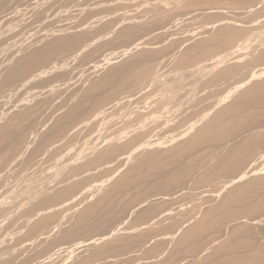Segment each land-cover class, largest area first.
Masks as SVG:
<instances>
[{
	"label": "rangeland",
	"instance_id": "obj_1",
	"mask_svg": "<svg viewBox=\"0 0 264 264\" xmlns=\"http://www.w3.org/2000/svg\"><path fill=\"white\" fill-rule=\"evenodd\" d=\"M30 1L0 0V68L38 66L0 69V264H264V0Z\"/></svg>",
	"mask_w": 264,
	"mask_h": 264
},
{
	"label": "bare ground",
	"instance_id": "obj_2",
	"mask_svg": "<svg viewBox=\"0 0 264 264\" xmlns=\"http://www.w3.org/2000/svg\"><path fill=\"white\" fill-rule=\"evenodd\" d=\"M27 1H28V0H27ZM35 1H36V0H32V2L30 1L31 3H29V4H31V5H33L34 3L36 4L37 1H36V2H35ZM43 1H44V0H41V2H43ZM204 1H206V2H204ZM204 1H202V2H204V3L207 4V6H208V0H204ZM210 1H211V0H210ZM215 1H216V0H215ZM215 1L213 0L212 2H210V4H212V3L214 2V3H213L214 5H213V4H212V5L209 4L208 7L205 6V7L200 8V9H199V10H200V14L203 13V15H204L205 13H209V11H210L211 9H214V8H216V10H217V9H218V5H217V7H216L215 5L217 4V1L220 3L221 0H220V1L217 0L216 3H215ZM225 1H227V0H225ZM229 1H230V0H229ZM1 2H2V0H1ZM1 2H0V3H1ZM4 2H5V1H4ZM4 2H2V3H4ZM8 2H9V0H8ZM41 2H40V3H41ZM223 2H224V1H223ZM223 2H221V4H222ZM37 3H39V1H38ZM198 3H199V0H198L197 4H198ZM204 3H203V4H204ZM219 3H218V4H219ZM226 3H227V2H226ZM199 4H201V3H199ZM223 4H224V3H223ZM223 4H222V5H223ZM4 5H5V4H4ZM4 5L2 6L4 9L8 7L7 4L5 5V6H7V7H4ZM224 5H226V4H224ZM200 6H204V5L201 4ZM219 6H220V4H219ZM0 7H1V6H0ZM9 7H11V6H9ZM3 8H2V9H3ZM11 8H12V7H11ZM2 9H1V11H2ZM9 10H11V9H9ZM208 10H209V11H208ZM1 11H0V13H1ZM12 11H13V10H12ZM206 11H208V12H206ZM211 11H213V10H211ZM3 12H4V11H3ZM201 12H202V13H201ZM7 13H8V12H7ZM10 13H11V12H10ZM76 13H77V12H76ZM83 13H84V12H83ZM83 13H82V14H83ZM5 14H6V12H5ZM73 14H74V13H73ZM82 14L77 13V15H79L78 17H80V15H81V17H82ZM38 15H39V14H38ZM38 15H37V16H38ZM74 15H75V14H74ZM77 15H76V16H77ZM85 15H86V14H85ZM85 15H84V16H85ZM130 16H131V15H130ZM204 16H205V15H204ZM39 17H40V16H39ZM39 17H36V18H39ZM78 17H77V18H78ZM87 17H88V13H87ZM140 17H141V16H140ZM146 17H147V16H146ZM2 18H3V17H2ZM2 18L0 17V20H1ZM8 18H9V17H8ZM8 18H7V19H8ZM40 18H43V17H40ZM75 18H76V17H75ZM85 18H86V17H85ZM128 18H129V17H128ZM130 18H131V17H130ZM4 19H6V17L3 18V20H2L3 22H4ZM73 19H74V18H73ZM79 19H82V18H78V20H79ZM86 19H88V18H86ZM86 19H84V21H83V19H82L83 24H84L85 22H87ZM136 19H137V18H136ZM141 19H142V18H141ZM8 20H9V19H8ZM75 20H77V19H75ZM78 20H77L76 22H78ZM132 20H133V19H130V21H132ZM9 21H10V20H9ZM88 21H89V20H88ZM134 21H135V20H134ZM134 21H133V22H134ZM137 21H138V20H137ZM76 22H75V23H76ZM79 22H81V20H79ZM82 22H81V25H82ZM133 22H130L129 25L134 24ZM1 23H2V22H1ZM7 23H8V22H7ZM50 23H51V21H50ZM54 23H55V22H54ZM58 23H59V22H58ZM61 23H62V22H61ZM128 23H129V22H128ZM4 24H5V23H4ZM78 24H79V23H78ZM86 24H87V23H86ZM86 24H85V25H86ZM0 25H1V24H0ZM52 25H54V24H51L50 27H51ZM63 25H64V24H63ZM76 25H77V24H76ZM224 25H225V26H224ZM224 25H223V23H222L221 33H222L223 31H225V30L227 29V27H228V26L226 27V25H228V24H225V23H224ZM67 26H68V25H67ZM86 26H87V25H86ZM131 26H132V25H131ZM223 26H224V27H223ZM3 27H4V26H3ZM58 27H59V26H58ZM64 27H66V26L64 25V26H63V29H64ZM129 27H130V26H129ZM46 28H47V27L45 26V28H42V29L48 31L49 25H48V28H47V29H46ZM53 28H55V26H53L51 29H53ZM219 28H220V27H218L217 32H220V29H219ZM51 29H50V31H51ZM61 29H62V27H61ZM65 29H67V28H65ZM4 30H5V29H4ZM10 30H12V29H10ZM43 30H41V31L43 32ZM55 30L57 31L58 29L55 28ZM55 30H54V31H55ZM68 30H69V29H68ZM50 31H48V34H47V33H46V34H45V33L43 34V33L40 32L41 34H39V35H42L41 37H42V38L44 37V40H45V39L48 37L47 35H49V34L51 35ZM60 31H61V30H60ZM62 31H63V30H62ZM5 32H6V31H5ZM7 32H9V31H7ZM44 32H46V31H44ZM51 32H53V31H51ZM95 32H98V31H95ZM57 33H58V32H57ZM93 33H94V32H93ZM97 34H98V33H97ZM97 34L95 33L94 35L97 36ZM113 34H114V33H113ZM216 34H220V33H216ZM50 35H49V37H50ZM90 35H91V34H90ZM94 35H93V36H94ZM100 35H101V34H100ZM46 36H47V37H46ZM58 36H59V35H58ZM96 36H94V38H95ZM98 36H99V35H98ZM37 37L39 38V36H37ZM37 37H36V39H37ZM41 37H40V38H41ZM51 37H53V36H51ZM87 37H88V36H87ZM91 37H92V36H91ZM257 37H258V36H257ZM42 38H41L40 40H38V42H37V46L40 45V44H39L40 41H41V43H42ZM56 38H57V37H56ZM82 38H83V37L81 36V37L76 38V39L74 40L76 46L79 44V45H78L79 48L81 47V46H80V41L82 40V41L86 42L85 40H87V39H84V40H83ZM94 38H93V39H94ZM96 39H97V37H96ZM34 40H35V38H34ZM32 41H33V40H32ZM82 41H81V42H82ZM242 41H243V39H242ZM255 41H256V40H255ZM33 42H34V41H33ZM84 42H83V43H84ZM217 42H218L219 45H218V47H216V48H219V47H220V43H219V42H221V41L218 40ZM30 43H32V42H30ZM43 43H44V41H43ZM43 43L41 44V46L44 45ZM83 43H81V45H82ZM240 43H241V42H240ZM245 43H246V41H245ZM255 43H256V42H255ZM35 44H36V43H35ZM216 44H217V43H216ZM221 44H222V43H221ZM241 44H242V43H241ZM243 44H244V42H243ZM31 45H32V44H31ZM33 45H34V44H33ZM236 45H237V43L234 45V46H235V47H233L234 49H233V48H229V49H233V50H231V51H228V50H227V52L229 53V55H228V54H224V56H226V55H227V56H230V54H233L234 52H235V54L239 53V52H237V50H239V46H238V45L236 46ZM260 45H261V44H260ZM25 46H28V47L30 48V45H28V43H27ZM25 46L23 45V47H25ZM35 46H36V45H35ZM35 46H32V47H34V50H33V48H32V49L30 48V49H31V52L29 51L30 49H28V47H25V49L27 48L26 50L23 48V49L25 50V52H27V50L29 51V53L27 52L28 54L26 53V55H25V52L23 53L24 50H22V52H20L21 50H20V51L18 50V52H20L21 54L23 53V55H24L23 57H22V55H21V56L19 55L20 57H19V56L16 57V56L18 55L17 53H16V55H15V54H14V55H15V57H16L17 59L22 57V58L20 59V60H22V59L25 58V57L32 56V54H39L40 51L42 50V47H43V46H42V47L40 46L39 48H36L37 46H36V47H35ZM82 46H83V45H82ZM241 46H242V45H241ZM241 46H240V49H245V47H244V48H241ZM247 46H248V45H247ZM247 46H246V47H247ZM71 47H72V46H71ZM83 47H85V46H83ZM83 47H82L81 49H79V50H82ZM231 47H232V46H231ZM251 47H252V48L254 47V49H256V51L259 52V50H258L255 46H252V45H251ZM251 47H250V48H251ZM77 48H78V47H77ZM86 48H87V47H86ZM72 49H73V48H72ZM72 49H71L70 51H72ZM74 49H75V48H74ZM254 49H253V50H254ZM68 50H69V49H67V51H68ZM87 50H88V49H87ZM251 50H252V49H251ZM84 51H85V50H84ZM84 51H83V52H84ZM240 51H241V50H240ZM243 51H244V50H243ZM254 51H255V50H254ZM222 52L224 53V52H226V50H225V51L222 50ZM69 53H70V52H69ZM85 53H86V52H84L83 55H84ZM185 53H186V52H185ZM216 53H217V52H216ZM218 53L220 54L221 51L218 52ZM255 53H256V52H255ZM261 53H262V52L260 51V54H261ZM70 54H71V53H70ZM89 54H90V53H89ZM221 54H222V53H221ZM235 54H234V56H235ZM217 55H218V54H217ZM222 55H223V54H222ZM261 55L264 56V53H262ZM86 56H88V55H86ZM224 56H223V57H224ZM234 56H233V58H235ZM15 57L12 58V59L15 60ZM64 57H65V56H64ZM97 57H99V55H98ZM236 57H237V56H236ZM5 59H6V58H5ZM212 59H213V57H212ZM217 59H218V58H217ZM18 60H19V59H18ZM20 60H19V61H20ZM213 60H214V59H213ZM10 61H11V60H10ZM10 61L8 60V61H6V62L9 63ZM15 61H16V60H15ZM19 61H18V62H19ZM60 61H61V60H60ZM210 61H211V60H210ZM220 61H221V60H220ZM6 62H5V66H6V64H7V65H9V67H10L11 64H8V63H6ZM11 62H12V61H11ZM11 62H10V63H11ZM80 62H82V61H80ZM213 62H215L214 65L216 66V64H217L216 62H217V61L215 60V61H213ZM60 63H61V62H60ZM66 63H67V62H66ZM83 63H84V62H82V64H83ZM211 63H212V62H211ZM211 63H209V64L211 65ZM1 64L3 65V63H1ZM85 64H86V63H85ZM87 64H88V63H87ZM87 64H86V66H87ZM207 64H208V63H207ZM2 65H1V66H2ZM12 65H13V64H12ZM64 65H65V64H64ZM77 65H78V68H79L80 66H83V65H81V63L79 64V62H78V64H76L75 66H77ZM79 65H80V66H79ZM212 65H213V64H212ZM5 66H4V67H5ZM55 66H56V65H55ZM67 66H68V65H67ZM2 67H3V66H2ZM9 67H8V69H9ZM36 67H38V66H34V67H32V66H30V67H28V66H26V67H25V66H22V67H21V66H20V67H18V66L16 65V62H15V63H14V66L11 67V69H9V70L7 69V70H8V73H6L5 68H0V69H2V70H5V73L7 74V75H5L3 71H2L3 73L0 72V74L2 73V75L4 74V76H6L5 79H2V80H4V82L2 81L3 83H1V85L4 86V85L7 84V83L11 84V82L14 81V79H16V78H20V80H18L19 83H18V82L16 83V81H15L14 83L12 82V85H13V87H14L15 85H17V84H18V87L22 86V85L24 84V81H25L26 79H29L30 77H33V78H34L33 74H35V73L37 72V69H38V68H36ZM68 67H70V66H68ZM73 67H74V66H73ZM73 67H71V69H72ZM87 67H88V66H87ZM209 67H210V66H209ZM212 67H214V66H212ZM6 68H7V67H6ZM74 68H75V69H78V68H76V67H74ZM39 69H40V68H39ZM68 70H69V69L67 68V70H65V71H67V72L69 73L70 71H68ZM41 71H42V70H41ZM74 71H75V70H74ZM38 72H39V70H38ZM45 72H46V71H45ZM63 72H64V71H63ZM43 73H44V72H43ZM46 73H47V72H46ZM37 74H39V73H37ZM55 74H56V75H60L58 72H56ZM55 74L53 75V77H55V78L58 77V79H59V76H56ZM76 74H77V73H76ZM70 75H71V74H70ZM51 76H52V75H51ZM51 76L48 74V75H47V79H48L49 77H50L49 79H51V78H52ZM0 77L3 78L2 76H0ZM44 77H45V76H44ZM68 77H69V76H66V79H65V80H66V84H67V82H68V81H67V78H68ZM1 78H0V80H1ZM35 78H37L36 75H35ZM35 78H34V79H35ZM38 78H39V75H38ZM55 78H52V79H53L52 82H53V81L55 82V80L57 79V78H56V79H55ZM31 79H32V78H31ZM41 79H42V78H41ZM45 79H46V78H45ZM47 79H46V80H47ZM58 79H57V80H58ZM62 79H63V77H62V75H61V79H59V80H60V82L63 84V83H65V82H64V79H63V82H62ZM37 80H38V79H37ZM31 81H32V80H31ZM34 81H35V80H34ZM42 81H43V80H42ZM42 81H41V82H42ZM44 81H45V80H44ZM47 81H48V80H47ZM47 81L45 82V83H46L45 85H48V84H47ZM41 82L38 81V83H40V85H41ZM48 82H49V81H48ZM58 82H59V81H58ZM60 82H59V83H60ZM31 83H32V82H31ZM33 83H34V82H33ZM42 83H43V82H42ZM49 83L52 84L51 81H50ZM71 83H72V82H71ZM14 84H15V85H14ZM34 84H35V83H34ZM34 84H33V85H34ZM53 84H54V83H53ZM56 84H57V81L55 82V85H56ZM62 84H61V85H62ZM1 85H0V86H1ZM7 85H8V84H7ZM12 85H9V86L12 87ZM35 85H36L35 87H37V84H35ZM43 85H44V84H43ZM9 86H8V87H9ZM38 86H39V84H38ZM48 86H49V85H48ZM50 86H52V85H50ZM15 87L17 88V86H15ZM22 87H23V86H22ZM40 87H42V85H41ZM45 87H46V86H45ZM249 87H250V88L252 87L251 89L254 90V86L251 85V86H249ZM258 87H259V86H258ZM1 88H2V87H0V89H1ZM4 88L6 89V87H4ZM16 88H15V89L13 88V89L16 91ZM48 88H50V87H48ZM62 88H63V87H62ZM70 88H71V87H70ZM246 88H247V87H246ZM2 89H3V88H2ZM11 89H12V88H11ZM13 89H12V90H13ZM17 89H19V88H17ZM41 89H42V88H41ZM50 89H51V88H50ZM247 89H249V88H247ZM247 89H246V90H247ZM3 90H4V89H3ZM8 90H9V89H8ZM14 90H13V91H14ZM20 90H21V89H20ZM46 90H47V89H46ZM46 90L44 89L43 92H45ZM5 91H6V90H4V91H2V92H5ZM242 91H243V90H242ZM244 91H245V89H244ZM244 91H243V92H244ZM248 91H249V90H248ZM0 92H1V91H0ZM41 92H42V91H41ZM237 92H238V91H237ZM245 92H246V91H245ZM238 93H239V92H238ZM0 94H1V93H0ZM3 94H6V92L3 93ZM3 94H1V95H3ZM238 95H239V94H237V96H238ZM239 96H240V95H239ZM1 97H2V96H1ZM1 97H0V98H1ZM3 97H4V98H2V99H5V101H6L5 95H4ZM14 97H15V96H14ZM239 98H240V97H239ZM11 99H12V98H11ZM15 99H16V97H15ZM15 99H14V100H15ZM12 100H13V99H12ZM236 100H237V99H236ZM243 102H244V101H243ZM3 103H4V101H3ZM0 106H2V105H0ZM102 121H103V120H102ZM102 121H101V122H102ZM106 122H107V121H106ZM104 123H105V122H104ZM100 124H101V123H100ZM101 126H102V125H101ZM94 131H96V128H95ZM28 144H30V143H28ZM237 144H238V143H237ZM30 145H31V144H30ZM34 145H35V144H33V146H34ZM28 146H29V145H28ZM28 146L25 147V148H26L25 150H28V151H29V149L31 148V146H30L29 148H28ZM35 146H36V145H35ZM35 146L32 147V148H33V150H35L36 152H38L37 149H34ZM37 147H38V146H37ZM37 147H36V148H37ZM237 147H238V146H237ZM27 148H28V149H27ZM231 149L233 150L234 147L231 148ZM31 150H32V149H31ZM31 150H30V151H31ZM33 150L31 151L32 154H33V156H34V155H37V153H36L35 151H34L35 154L33 153ZM229 150H230V148H229ZM28 151H25V152H24V155H25V153L28 152ZM31 152H30V153H31ZM28 153H29V152H28ZM28 155H29V154H28ZM30 155H31V154H30ZM30 155H29V158H31ZM29 158H27L26 155H25L24 161H25V160H28ZM75 158H77V157H75ZM29 160H30V159H29ZM29 160H28V161H29ZM74 161H76V160H74ZM69 162H70V161H69ZM63 164H64V163H63ZM63 166H64V165H63ZM68 166H70V165H68ZM13 167H14V166H13ZM55 167H56V166H55ZM64 167H65V166H64ZM50 168H52V167H50ZM53 168H54V167H53ZM9 169H10V168H9ZM10 170H11V169H10ZM66 170H69V169H66ZM73 170H74V169H73ZM73 170H72V171H73ZM8 171H9V170H8ZM12 171H14V170H12ZM12 171H9V172H12ZM50 171H51V170H50ZM56 171H57V170H56ZM72 171H71V172H72ZM44 172H45V171H44ZM58 172H60V171H58ZM67 172L70 173L69 171H67ZM2 173L5 174V172H2ZM2 173H0V195L3 194V193H6V192H4V191L2 190V188L4 187V184L7 185V184L11 181V180L9 181L8 178H7V179L5 178L6 180L9 181V182L7 181V182H8V183H7L6 180L4 179V176H5V175L3 176ZM63 173H64V172H63ZM9 174H10V176H11V174H13V173H9ZM12 176H13V175H12ZM12 176H11V177H12ZM65 179H66V177H65ZM65 179H64V180L60 179V182H61V180H62V182H64ZM4 181H5V182H4ZM58 181H59V180H57V183H58ZM60 182H59L60 185H64V184H65V182L62 183V184H61ZM68 182H69V181H68ZM68 182H67L66 184H68ZM82 182H83V183H82ZM6 183H7V184H6ZM55 183H56V182H55ZM57 183H56V185H57ZM72 183H73V185H71L72 187H71L69 184H68V186H70L71 189L76 187L75 191H74V189H73V190L67 192V191L70 190V189L67 190V187H68V186H66V184H65L66 187L63 186V188H66L67 191H66V190H63V191H62V190H61V191L58 190V191H59V192H58L57 190H54V188H53L52 191H55V192H54L55 194H54V193L51 192L50 189H49V191L51 192V194H54V195H51V194L47 191L48 194L50 195V197L47 196V195H48V194H47L46 196H47L48 198L46 197V198H43V199H42L43 195H45L47 192H45L44 194H42V197H40V198H41L40 201L37 199L38 202L36 203V200H35V202H34L35 204H32V205H31V207H30V208L24 213V216H28V217H30V218H33L32 221L37 222V221L34 219V217L40 215V214H38V209H40V206L42 207V205L45 204V205H44L45 207H49L50 201H51L50 206L53 205L52 200H55V199L58 200V198H59L60 196L64 195V194H62V193H65V192H66V194L68 193L70 196H71L70 193L75 192V195H74V193H73L74 196H72V197H70V198H69L68 195H64V196H62V198H66V196L68 197L67 199L64 200L65 204L68 203L69 201H71V203H72L73 200L75 199L74 197L76 196V190L81 191L84 187H83V188H80V187L85 186V184H87L86 182L84 183V181H80L79 184H78L79 186H78V185H77V186L74 185V183L76 184V183H78V182H70V184H72ZM80 183H82L83 185H82V184L80 185ZM53 184H54V183H53ZM59 184H58V185H59ZM56 185H54V186L56 187ZM60 185H59V189H60ZM54 186H53V187H54ZM73 186H75V187H73ZM6 187H7V186H6ZM77 187H79V188L77 189ZM85 188H86V187H85ZM85 188H84V189H85ZM87 188H88V187H87ZM4 189H5V187H4ZM9 189H10V188H9ZM13 189H14V188H13ZM55 189H56V188H55ZM61 189H62V187H61ZM1 190H2V191H1ZM56 191H57V193H56ZM78 191H77V192H78ZM2 192H3V193H2ZM10 192H11V191H10ZM12 192H13V191H12ZM83 192H84V190H83ZM6 194H7V193H6ZM8 194H9V193H8ZM78 194H80V193L78 192ZM4 195H5V194H4ZM59 195H60V196H59ZM2 196H3V195H2ZM9 196H12V195H9ZM0 197H1V196H0ZM7 197H8V196H7ZM57 197H58V198H57ZM1 198H3V197H1ZM1 198H0V199H1ZM8 198H9V197H8ZM62 198L60 197L59 202L56 201V200H55V201L58 202V204H59L60 201H63V200H61ZM3 199H4V198H3ZM76 200H77V199H76ZM78 201H79V200H78ZM78 201H76V203H77ZM47 202H49V203L46 204ZM68 204H69V203H68ZM47 205H48V206H47ZM54 205H56V204H54ZM62 205H63V204H62ZM69 205H70V204H69ZM2 206H3V205H2ZM72 206H73V205H72ZM76 206H77V205H76ZM59 207H60V206H59ZM70 207H71V205H70ZM43 208H44V207H43ZM49 208H50V207H49ZM51 208H53V207H51ZM63 208H64V207H63ZM82 208H83V207H82ZM47 209H48V208H47ZM55 209H56V208H55ZM60 209H61V208H60ZM79 209H80V208H79ZM84 209H85V208H84ZM86 209H87V208H86ZM43 210H44V209H43ZM64 210H65V209H64ZM81 210H82V209H81ZM50 211H51V210H50ZM56 211H57V210H56ZM85 211H86V212H84V213L81 211V213H83V214L79 213V214H81L80 219L78 218V219H79V223H80L81 220H82V221H85L86 217L88 216V215H86L88 209L85 210ZM40 213H41V211H40ZM42 214H43V213H42ZM37 218L39 219V217H37ZM45 218H46V217H45ZM38 219H37V220H38ZM43 219H44V218H43ZM39 220H40V219H39ZM40 221H41V220H40ZM42 221H44V220H42ZM19 222H20V220H19ZM20 223H21V222H20ZM79 223H76V224H79ZM17 224L19 225V223H17ZM17 224H16V225H17ZM21 224H22V223H21ZM21 224H20V225H21ZM21 226H22V225H21ZM4 228H5V227H4ZM21 228H22V229H26V228H23V227H21ZM27 230H28V229H27ZM27 230H25V231H27ZM55 243H56V242H55Z\"/></svg>",
	"mask_w": 264,
	"mask_h": 264
}]
</instances>
